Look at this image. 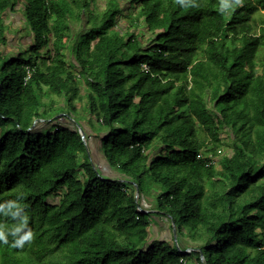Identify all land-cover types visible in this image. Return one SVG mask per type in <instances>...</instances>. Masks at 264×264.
Here are the masks:
<instances>
[{"label": "trees", "instance_id": "trees-1", "mask_svg": "<svg viewBox=\"0 0 264 264\" xmlns=\"http://www.w3.org/2000/svg\"><path fill=\"white\" fill-rule=\"evenodd\" d=\"M16 8L32 40L4 54ZM253 14L248 0H0V204L19 197L33 233L0 241V264H264ZM225 134L231 153L208 165ZM153 218L177 244L149 239ZM17 223L0 211V230Z\"/></svg>", "mask_w": 264, "mask_h": 264}, {"label": "rangeland", "instance_id": "rangeland-1", "mask_svg": "<svg viewBox=\"0 0 264 264\" xmlns=\"http://www.w3.org/2000/svg\"><path fill=\"white\" fill-rule=\"evenodd\" d=\"M97 1V5L98 7L103 10L106 5L108 4L109 0H96ZM120 3H122L123 5L126 4L127 0H119ZM250 7L252 8V10L254 11L253 14V23L258 25L260 24H264V12H262V14H260V12L258 11V9L252 4L251 0H248ZM130 16L127 17H122L121 21H120V25L123 29H126L128 26H130L129 18ZM86 18H84L83 23H73L72 24V31H73V37H75L76 34L78 33H85V31L88 29V23L86 22ZM24 13L21 12V10H19V8H16L15 13L10 12V15L7 18V25L9 26V29L7 31V45L4 47L3 51L4 54H18L21 46H25L28 43H31L32 37H29V28L27 25L24 24ZM258 23V24H257ZM67 55H68V59L70 61V53H69V49L66 50ZM224 139V144L225 146L223 148H221L222 151V155H226L231 153V141L229 140V138L227 137V135L225 134L223 136ZM95 150L93 151V158H94V162H96L97 164H99L101 166V168L107 170V166H106V162L102 156V154L100 153V151L97 149V145H94ZM96 151V152H95ZM58 199H54L52 200V202H57ZM148 203L150 202V199H147ZM152 222H154V225L151 226L150 229V235H149V239L152 240H163V241H167L169 243H175L177 244L175 241H173V232L170 229V223L168 221H166L165 219L161 218H153ZM157 223V224H155ZM178 242V241H177ZM180 243L185 246L188 244H190V240H181Z\"/></svg>", "mask_w": 264, "mask_h": 264}, {"label": "clouds", "instance_id": "clouds-1", "mask_svg": "<svg viewBox=\"0 0 264 264\" xmlns=\"http://www.w3.org/2000/svg\"><path fill=\"white\" fill-rule=\"evenodd\" d=\"M183 5L184 0H180ZM227 7V4L222 3V10ZM17 200L7 201L5 204H0V211H4L5 215H10L13 219H18V223L12 226L7 232L0 230V241L5 244L8 243V234L14 237L13 247H22L25 242L30 241L33 237L31 229L25 231L28 228L29 217L24 211V206Z\"/></svg>", "mask_w": 264, "mask_h": 264}, {"label": "water", "instance_id": "water-1", "mask_svg": "<svg viewBox=\"0 0 264 264\" xmlns=\"http://www.w3.org/2000/svg\"><path fill=\"white\" fill-rule=\"evenodd\" d=\"M62 117H63V115H59V116L56 117V119H61ZM36 124H37V122H36L34 125H36ZM77 129L79 130V133H80V135H81L83 141L86 143V133L83 131L82 127H81L80 125H78V124H77ZM138 199H139V191H138V189H137V190H136V200H138ZM140 211H142L143 213H148V212H146V211H143L142 209H140ZM172 226H173V230H172V232H173V239H174V241H175L176 243H178V242H177V241H178V237H177V229H176L174 223H172ZM179 251H180L181 253H184V254H185V252H182L181 250H179ZM201 258H203V255H201Z\"/></svg>", "mask_w": 264, "mask_h": 264}, {"label": "built area", "instance_id": "built-area-1", "mask_svg": "<svg viewBox=\"0 0 264 264\" xmlns=\"http://www.w3.org/2000/svg\"><path fill=\"white\" fill-rule=\"evenodd\" d=\"M144 69H145L146 71L149 70V68H148L147 66H145ZM221 154H222V151L219 150V151L217 152V156H214V155H212V154L208 155V156H207V157H208V160H209L208 165H214V166H215V165L217 164L218 159H219V157H220ZM199 158H204V156L201 154V155L199 156ZM138 211H139V212H142V211H140V209H139ZM193 251H194L193 249H187V251H186L185 253H191V252H193Z\"/></svg>", "mask_w": 264, "mask_h": 264}, {"label": "crops", "instance_id": "crops-1", "mask_svg": "<svg viewBox=\"0 0 264 264\" xmlns=\"http://www.w3.org/2000/svg\"><path fill=\"white\" fill-rule=\"evenodd\" d=\"M155 224H157V223H155ZM152 225H154V222H152Z\"/></svg>", "mask_w": 264, "mask_h": 264}]
</instances>
